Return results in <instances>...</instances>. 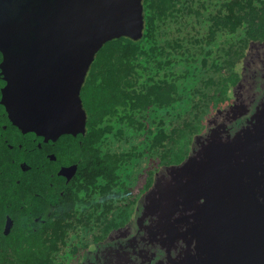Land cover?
Instances as JSON below:
<instances>
[{"label": "water", "instance_id": "95a60500", "mask_svg": "<svg viewBox=\"0 0 264 264\" xmlns=\"http://www.w3.org/2000/svg\"><path fill=\"white\" fill-rule=\"evenodd\" d=\"M143 22L142 0H0L3 99L19 125L84 134L80 91L96 53L140 38ZM231 95L76 264H264V40L249 42Z\"/></svg>", "mask_w": 264, "mask_h": 264}, {"label": "trees", "instance_id": "16d2710c", "mask_svg": "<svg viewBox=\"0 0 264 264\" xmlns=\"http://www.w3.org/2000/svg\"><path fill=\"white\" fill-rule=\"evenodd\" d=\"M142 4V36L106 41L81 87L85 132L78 173L59 197L61 224L2 237L0 264H72L91 238L128 222L138 181L140 193L161 165L187 156L207 118L231 102L249 42L264 40V0ZM5 201L1 190L0 215Z\"/></svg>", "mask_w": 264, "mask_h": 264}, {"label": "flooded vegetation", "instance_id": "af4514ba", "mask_svg": "<svg viewBox=\"0 0 264 264\" xmlns=\"http://www.w3.org/2000/svg\"><path fill=\"white\" fill-rule=\"evenodd\" d=\"M1 61L0 52V191L6 198L0 215V239L12 231L36 230L37 225L48 221L61 224L63 204L59 197L64 195L66 186L78 173L80 142V133L53 137L19 125V120L3 99L7 80ZM139 187L129 197L136 198L131 218L138 198L149 188L139 193ZM107 235L97 241L91 238L72 263L76 264L90 245L102 241Z\"/></svg>", "mask_w": 264, "mask_h": 264}, {"label": "rangeland", "instance_id": "374dc122", "mask_svg": "<svg viewBox=\"0 0 264 264\" xmlns=\"http://www.w3.org/2000/svg\"><path fill=\"white\" fill-rule=\"evenodd\" d=\"M240 63V62H239ZM237 68V70L239 71V64H238V66L236 67ZM204 129V128H203ZM201 133V132H200ZM143 181H144V179H140L139 181H138V183L136 184V189L143 183ZM72 264H74V263H72Z\"/></svg>", "mask_w": 264, "mask_h": 264}]
</instances>
